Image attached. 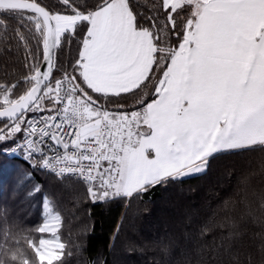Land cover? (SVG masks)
I'll return each instance as SVG.
<instances>
[{"label": "snow or ice", "instance_id": "6c2138e0", "mask_svg": "<svg viewBox=\"0 0 264 264\" xmlns=\"http://www.w3.org/2000/svg\"><path fill=\"white\" fill-rule=\"evenodd\" d=\"M148 7L0 0V37L15 18L25 51L22 77L0 82V145L14 142L0 151L79 178L92 203L202 173L214 154L264 151V0ZM42 209L35 227L0 228V264H66L63 213L46 195Z\"/></svg>", "mask_w": 264, "mask_h": 264}, {"label": "trees", "instance_id": "16d2710c", "mask_svg": "<svg viewBox=\"0 0 264 264\" xmlns=\"http://www.w3.org/2000/svg\"><path fill=\"white\" fill-rule=\"evenodd\" d=\"M132 2L150 14L153 0ZM43 3L55 7L57 0ZM7 24L9 39L0 37V82H15L24 73L25 51L15 39L17 20L8 17ZM76 54L73 43L60 59ZM151 92L149 85L140 94ZM36 184L41 193H34ZM45 195L65 219L66 264H264L260 147L214 154L202 173L157 185L139 197L97 203L86 198L81 181L58 178L32 168L23 155L0 151V228L35 227Z\"/></svg>", "mask_w": 264, "mask_h": 264}, {"label": "built area", "instance_id": "2783aa9c", "mask_svg": "<svg viewBox=\"0 0 264 264\" xmlns=\"http://www.w3.org/2000/svg\"><path fill=\"white\" fill-rule=\"evenodd\" d=\"M43 170V169H42ZM46 171V170H45ZM55 176V175H54ZM59 178H72V179H76V180H79V178L75 177V176H72V175H65L63 177H59ZM80 181V180H79Z\"/></svg>", "mask_w": 264, "mask_h": 264}, {"label": "rangeland", "instance_id": "374dc122", "mask_svg": "<svg viewBox=\"0 0 264 264\" xmlns=\"http://www.w3.org/2000/svg\"><path fill=\"white\" fill-rule=\"evenodd\" d=\"M15 155H19V156H22V154L21 153H16ZM199 174V173H198ZM191 175H195V174H191ZM190 176V175H189Z\"/></svg>", "mask_w": 264, "mask_h": 264}]
</instances>
